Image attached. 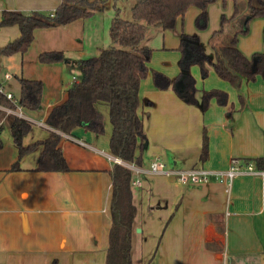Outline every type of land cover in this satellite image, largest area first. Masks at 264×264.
<instances>
[{"label":"crops","instance_id":"crops-1","mask_svg":"<svg viewBox=\"0 0 264 264\" xmlns=\"http://www.w3.org/2000/svg\"><path fill=\"white\" fill-rule=\"evenodd\" d=\"M61 1L0 0V16L2 11L53 12ZM233 12L232 0H217L207 9L205 30L196 29L194 19L198 9L190 7L173 29L151 27L147 32H155L161 41L168 42L163 43L164 49L176 47L177 37L182 34L197 36L201 43L218 30L221 15L229 18ZM208 17L217 21V28L213 26L209 32ZM76 24H80L81 30L80 22L36 29L28 48L37 51L36 54L29 55L26 51L21 57L26 60L35 57L37 65L33 68L43 73L29 74L30 69L25 67L28 62H23L21 77L42 82L41 107L35 111L23 109L31 124L30 132L23 138L25 146L48 137L52 129L45 125L46 115L64 101L67 89L78 80V61L85 57L78 40L77 43L71 40L74 48L81 51L75 60L38 65L40 53L67 48L63 40L51 41L46 37L57 30L67 32L69 28L77 35ZM263 26L264 19H253L249 34L239 38L238 48L248 58L261 53L264 63ZM174 30L179 33L169 32ZM147 32L144 44L149 47ZM18 36L17 26L0 27V47ZM64 38L69 39V35L65 33ZM209 50L207 55L213 58L211 47ZM66 68L76 73L73 82L64 81ZM158 71L170 79L179 73V70ZM189 72L198 90L195 105L186 104L171 88L156 89L150 76L141 81L137 112L146 144L136 152L141 157V164L136 167L146 169L153 156L159 154L178 168L201 166L225 170L233 158L241 161L259 158L264 169V80L257 77L255 81H242V107L236 89L218 78L211 67L206 78L192 68ZM5 74L8 73L0 77ZM8 75L10 79H2V87L15 97L13 76ZM213 89L226 93V104L220 106L212 99L202 110L200 91ZM97 109L103 118L102 135L81 127L75 128L71 135H61L59 147L69 167L67 172L36 171L40 146L21 158L20 170L10 171L18 161L10 134L12 115L0 111V264H105L111 225L110 170L114 162L108 158L112 130L108 107L98 105ZM204 135L208 153L201 161ZM133 179L140 181L139 186H132L137 209L131 240L133 264H243L233 262L243 257L251 258V263L255 260L264 264V177L242 173L229 190L214 180L185 186L161 175L134 174Z\"/></svg>","mask_w":264,"mask_h":264},{"label":"trees","instance_id":"trees-1","mask_svg":"<svg viewBox=\"0 0 264 264\" xmlns=\"http://www.w3.org/2000/svg\"><path fill=\"white\" fill-rule=\"evenodd\" d=\"M119 0H62L47 15L32 12L25 15L16 11H2L0 27L17 26L19 36L12 42L0 47V57L14 54L23 55L34 39L36 29L51 28L69 24L77 19L92 16L95 12L105 11L110 4L114 16L109 25L110 44L101 48L94 56L78 61L79 77L66 91L63 102L52 107L45 118V125L52 131L43 141L23 145V138L30 132L31 124L19 117L11 116L10 134L18 152V161L10 171L20 170L19 161L28 153L41 147L36 171L67 172L69 167L62 154L59 143L61 135H71L81 127L95 135L104 133V124L98 105L108 107L111 135L109 152L123 163L140 166L141 157L136 156L146 144L142 120L138 115V91L142 80L148 76L158 90L171 88L186 104L198 103L196 81L189 73L193 65L199 67L202 78L208 76L211 67L218 78L229 83L239 93L243 107L244 98L240 92L243 80H264V63L261 53L246 57L238 48L241 36L249 34V24L255 18L264 19V0H248V12L239 16L244 5L232 0L233 15L229 18L221 15L218 30L214 31L210 41L213 58L205 50L197 36L182 34L178 50L180 51L179 73L170 79L161 72L150 69L152 49L144 44L149 28L170 30L176 21L183 18L190 7L198 9L194 19L197 30L207 27V9L217 0H134L130 9L131 19L120 16L116 7ZM224 1V0H223ZM111 2V3H110ZM264 31V26H263ZM41 64L67 61L62 51H46L38 56ZM19 86L14 97L17 105L28 111L41 107L42 82L16 76ZM181 83V86H178ZM215 99L223 106L227 102L226 93L220 90L200 91V104L205 110L210 100ZM0 106L13 108V105L0 94ZM1 146V143H0ZM208 153L207 138L204 135L200 160L204 161ZM253 162L256 169L262 168V159L246 160ZM133 172L127 167L114 163L110 170L111 198L108 233V247L105 264H133L131 257L132 232L137 209L133 203Z\"/></svg>","mask_w":264,"mask_h":264},{"label":"rangeland","instance_id":"rangeland-1","mask_svg":"<svg viewBox=\"0 0 264 264\" xmlns=\"http://www.w3.org/2000/svg\"><path fill=\"white\" fill-rule=\"evenodd\" d=\"M111 3V2H110ZM134 3V0H119L116 4V7L120 9V16L125 19V20H130L131 19V12L130 9ZM219 3V2H218ZM221 5V2H220ZM222 8H225L224 6ZM32 12H38L44 15L49 14V11L45 10H26V11H21V13L25 15H29ZM114 16V9L112 8V4L108 6V8L103 11V12H95L92 16L83 18V19H77L74 22H80L82 23V28L80 30V24H76V31L77 35H74L73 33L75 32L74 29L69 28L67 32H64L62 30H57L53 34H49L46 39L48 40H53V41H60L63 40L65 43L64 46H66V50H63L62 53L66 59L70 58L75 60V56H79L81 54V51H77L74 46L72 45V41L77 43L76 40H78V43L81 42V45H83V52L85 54L84 58H88L91 56H94L97 53L98 48H106L110 44V39H109V25ZM72 23V22H71ZM68 25V24H66ZM63 25V26H66ZM74 25V24H73ZM216 29L217 28V21L214 18L208 17V32L211 27ZM72 27V26H71ZM179 30V27H178ZM178 30H174L173 32L169 31L170 33H179ZM153 31V30H150ZM194 31V30H193ZM195 32V31H194ZM67 33L69 35L68 38H64V34ZM35 35V34H34ZM80 35V36H78ZM148 37L150 38L148 45L152 49V54H151V59H150V64L149 67L152 70L155 71H167V72H172V70L177 71L179 70V59H180V51L178 50L179 43L181 36L178 35L177 40L178 44L174 48H163V43H168V42H163L161 41L160 35L155 34V32H147ZM193 36V35H190ZM40 37H44L41 35ZM243 37V36H241ZM211 38V37H210ZM41 39V38H40ZM146 43V42H145ZM201 43L203 44L204 50L207 54V52H210L209 48L210 46V41L209 39L202 40ZM37 51H31L30 49L27 50L26 54L30 53H35ZM209 55V54H208ZM36 56V55H35ZM22 55L21 54H14L9 57H0L1 61V66H0V75L2 76L4 73L11 74L13 76V79L11 80L12 84V91L15 93V96L18 95V83L16 80V76L21 77V69L23 67V62L26 60V58L23 57L21 59ZM35 57H33L31 60L28 59L26 60L28 63L25 65L28 69H30L28 72L29 74H36L38 73L39 69H34L33 65H37L34 63ZM38 65H41L40 62H38ZM43 66V65H41ZM33 68V69H32ZM194 69L195 72L200 75L199 67L197 65H193L189 68ZM158 69V70H156ZM159 72V71H158ZM191 74V72H189ZM43 73L39 72L37 76H41ZM76 73L72 71L71 73L69 70L66 68L64 70V81H71L73 82V76ZM15 75V77H14ZM192 76V74H191ZM150 82H152V79L150 77ZM244 258V257H243ZM241 258V259H234V263H243V264H257V262L254 260V263H251L250 260L251 258Z\"/></svg>","mask_w":264,"mask_h":264},{"label":"built area","instance_id":"built-area-1","mask_svg":"<svg viewBox=\"0 0 264 264\" xmlns=\"http://www.w3.org/2000/svg\"><path fill=\"white\" fill-rule=\"evenodd\" d=\"M2 79H10V75L5 74L3 78L0 77V94L4 95V97L13 105V108L0 106V111L6 115L19 117L29 122L24 115L23 108L18 106L17 102L14 100V96L9 92L4 91L2 87ZM40 125L45 126L43 124ZM108 158L114 163L127 167L133 172V174L166 176L185 186L204 185L211 180H214L225 184L226 189L229 190L234 179L242 173L264 177V170L256 169L253 162L241 161L236 158L230 160V163L225 170H208L201 166L178 168L174 165H169L159 154L153 156L146 169L138 168L134 164L123 163L121 160L111 156H108ZM131 185L139 186L140 181L133 179Z\"/></svg>","mask_w":264,"mask_h":264},{"label":"water","instance_id":"water-1","mask_svg":"<svg viewBox=\"0 0 264 264\" xmlns=\"http://www.w3.org/2000/svg\"><path fill=\"white\" fill-rule=\"evenodd\" d=\"M237 2H241L244 5V9L239 16L246 15L248 12V0H237ZM178 86H181V83H178Z\"/></svg>","mask_w":264,"mask_h":264}]
</instances>
